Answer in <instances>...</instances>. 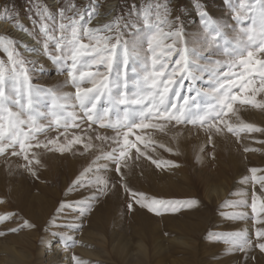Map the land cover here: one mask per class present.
I'll list each match as a JSON object with an SVG mask.
<instances>
[{
    "label": "snow or ice",
    "instance_id": "snow-or-ice-1",
    "mask_svg": "<svg viewBox=\"0 0 264 264\" xmlns=\"http://www.w3.org/2000/svg\"><path fill=\"white\" fill-rule=\"evenodd\" d=\"M53 2L55 11L33 0L27 17L30 28L19 19L14 5L0 6V19L13 23L40 46L28 47L0 36V157L18 158L22 161L18 170L39 179L42 153L36 150L76 155L73 149L81 145L79 155L84 156L97 147L94 141L100 142V155L68 189L69 195L81 189L90 195L65 200L57 209L58 215L75 213L66 225L72 230L82 228L93 204L117 188L128 196L129 211L138 206L161 215L197 206L195 199L165 200L137 192L128 184L129 173L143 161L157 169L180 166L154 158L157 147L180 154L155 139L156 134L172 132L178 141L190 125L214 146L217 136L231 134L239 143L241 133H264V128L233 120H239L237 105L264 110V0H224L230 23L201 10V32L193 38L186 35L180 16L172 18L170 0H142L139 7L132 4L126 14L100 27L89 26L98 15L95 0L84 7L74 0ZM24 52L43 56L67 79L54 88L34 84L37 61L26 59ZM50 130L58 135L49 137ZM70 130L76 131L70 134ZM257 142L264 144V139ZM112 172L115 180L108 175ZM249 172L250 179L242 182L254 188L252 215L237 211L226 219L251 218L260 225L255 227V239L247 229L211 234L229 246V254L243 253L245 264L255 259L250 252L258 249L264 254V169L253 167ZM233 206L249 205L241 200ZM14 218L15 214L0 215V224ZM21 226L35 227L27 220ZM5 234L0 231V236ZM72 261L87 264L75 255Z\"/></svg>",
    "mask_w": 264,
    "mask_h": 264
},
{
    "label": "rangeland",
    "instance_id": "rangeland-1",
    "mask_svg": "<svg viewBox=\"0 0 264 264\" xmlns=\"http://www.w3.org/2000/svg\"><path fill=\"white\" fill-rule=\"evenodd\" d=\"M74 2L84 7L91 4L92 0ZM95 2L98 15L92 20L90 27H100L111 22L117 15L126 14L132 4L139 7L142 0ZM32 3L33 0H0V6L14 5L19 19L29 28L31 25L27 17L31 15ZM40 3L52 11L56 10L53 0H40ZM170 8L172 18L181 17L189 38L196 37L201 32V10L207 11L221 22H232L229 19L230 9L224 0H170ZM0 24H3L0 26V36L8 35L28 47H40L27 33L16 29L13 23L0 19ZM21 51H24L23 48ZM24 56L28 60L37 61L32 71L34 84L54 88L67 79L43 56L28 52H24ZM64 90L71 91L69 88ZM236 107L240 109L239 120L233 118L234 123L243 121L264 128V110L253 109L251 106ZM71 131L76 130H70V134ZM182 132L178 141L172 132L167 136L156 134L154 137L166 147L180 153L174 155L157 147L153 153L154 158L174 161L179 167L157 169L150 161H143L129 173L128 184L133 190L150 198L195 199L198 201L197 206L161 215L138 206L129 211L128 196L117 188L93 204L79 230L66 226L71 216L75 215L74 212L58 215L57 209L65 200L73 202L90 195L83 189L69 195L68 189L83 168L100 155L99 141H94L97 147L84 156L79 155L83 151L81 145L74 147L76 155L72 152L61 155L43 149L36 150L42 153L39 179L18 170L17 164L22 162L18 158L10 157L6 160L5 157H0V201H4L0 203V215L15 214L14 219L0 224V231L6 232L4 236H0V264H7L14 249L23 259L28 254L36 253L37 248L43 247L42 262L45 264H54L59 252L62 255L60 259L68 261L67 264H73V255L87 264H245L243 253L229 254V246L214 240L211 234L247 229L250 238L255 239V227L260 225H254L251 218L246 221H230L226 217L237 211H244L249 217L252 215L250 204L254 188L251 183L245 184L242 181L245 177L250 179L249 169H264V144L257 142L264 139V133H241L239 143L236 137L225 134L215 137L214 146H211L204 133H198L190 125ZM57 135L55 130L48 132L49 137ZM63 139L60 137L61 141ZM244 147L257 151L244 152ZM108 175L113 180L116 179L114 172ZM255 190L259 192L258 185ZM241 200H246L249 206H233ZM46 211L50 213L44 221L45 226L41 227L43 224H40V220ZM24 220L35 227H22ZM12 227L20 230L16 233L8 232L7 229ZM69 236L76 241L75 244L67 239ZM49 248H53L50 254ZM249 255L255 259H248L247 264H264V254L258 249ZM38 261L37 258L31 264H38Z\"/></svg>",
    "mask_w": 264,
    "mask_h": 264
},
{
    "label": "bare ground",
    "instance_id": "bare-ground-1",
    "mask_svg": "<svg viewBox=\"0 0 264 264\" xmlns=\"http://www.w3.org/2000/svg\"><path fill=\"white\" fill-rule=\"evenodd\" d=\"M3 24H0V26H2ZM25 41V40H24ZM32 43V42H31ZM217 188V187H216ZM216 188H214V189H216ZM218 189H216V191H217ZM224 190V189H223ZM218 192V191H217ZM221 197V196H220ZM219 198V197H218ZM50 212H48V211H46V213L44 214V217L40 220V224H43V225H41V227H44L45 226V220H47V217L49 216L48 214H49ZM39 235V234H38ZM37 235V236H38ZM38 242V241H37ZM51 246V245H50ZM85 247V246H84ZM43 249H45V247H43V248H37V250H36V253H32V254H28V256H26L25 258H23L22 259V257H20V255L19 254H17V252L15 251V249H14V251H13V254H11V259L9 260V261H7L6 263L7 264H31L32 262H34V261H36L37 260V258H38V264H45L44 262H42V258L44 257V253H43ZM53 248H49L48 249V253L50 254V253H52V250ZM11 251V250H10ZM59 252V251H58ZM58 252H57V254H58ZM84 252V251H83ZM87 252V251H86ZM9 253V252H8ZM56 253H55V255H57ZM47 255V254H46ZM54 255V256H55ZM93 255V254H92ZM49 256H51V255H49ZM52 256H53V254H52ZM60 256H62V255H60V252H59V255L57 256V261L54 263V264H67L68 263V261H66L65 259H60ZM58 258H59V260H58ZM25 259H28L27 261L25 260ZM45 260H47V259H45ZM70 260V259H69ZM48 261V260H47ZM46 261V262H47ZM49 261H50V259H49ZM48 264H50V263H48Z\"/></svg>",
    "mask_w": 264,
    "mask_h": 264
}]
</instances>
